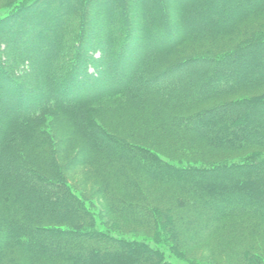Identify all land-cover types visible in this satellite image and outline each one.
<instances>
[{"label": "trees", "instance_id": "trees-1", "mask_svg": "<svg viewBox=\"0 0 264 264\" xmlns=\"http://www.w3.org/2000/svg\"><path fill=\"white\" fill-rule=\"evenodd\" d=\"M150 1L144 7L147 0H25L11 21L0 22V264H172L165 242L173 251L205 243L214 247L219 261L264 264V153L252 150L264 149V96L180 114L227 91L264 82V19L255 29L252 23L244 26L251 18H264V0H241L248 2L242 14L241 7L230 6L231 14L220 13L219 27L214 15L225 0H212L199 12L206 18L203 23L191 19V8L183 9L196 0H173L175 15L167 5L149 10L158 0ZM92 7L103 27L99 38L97 28L88 26ZM62 23L69 33L55 30ZM57 37L59 47H66L59 55ZM231 37L244 39L229 46L225 38ZM154 40L155 60L187 42L214 46L220 40L222 53L209 56V51L192 63L207 66L204 70L209 65L212 75L234 73L232 82L227 87L205 77L192 93L186 87L176 91L171 84L158 85L180 71L146 74L141 61ZM18 63L34 65L27 72L16 70ZM27 76L36 86L28 85ZM3 83L13 85L8 97ZM115 97L137 102L141 108L134 107L156 123L147 126L150 133L134 137L136 143L98 129L93 104ZM51 114L79 124L74 134L93 155L83 160L96 170L108 212L127 225L156 227V245L96 226L86 197L59 172L53 134L45 133V120L40 121ZM243 119L245 127L238 125ZM229 120L234 126L226 124ZM160 137L175 139V160L154 150L169 147ZM221 151L246 154L214 161L212 154ZM139 174L168 186L177 199L156 204L139 185ZM218 240L243 248L224 252L215 247Z\"/></svg>", "mask_w": 264, "mask_h": 264}, {"label": "rangeland", "instance_id": "rangeland-1", "mask_svg": "<svg viewBox=\"0 0 264 264\" xmlns=\"http://www.w3.org/2000/svg\"><path fill=\"white\" fill-rule=\"evenodd\" d=\"M220 1L221 0H214L215 3L216 2L221 3ZM225 1L226 2L218 4L216 8V12L214 11L215 13H217L216 15H214V17L216 21L218 20L216 22L218 24L217 25L218 27L221 24L219 22H222V19H220L221 18L220 13L225 12L226 14L228 13L231 14L232 11L228 9L230 6L231 8H234V9H237V7L238 8L241 7L240 14H242V12L245 11L244 9L248 8L247 1L244 2L241 0H237V2L235 3L234 2L232 3L231 1H228V0H225ZM24 2L25 0H0V22L11 21L12 18L17 14L15 12V9L17 8V6L22 5ZM211 2L212 0H196L194 4H188L186 5L187 7H183V9L191 8L190 15H189L191 19L200 21L199 23H203L206 18H204V16H201L199 12L203 11L206 7L211 6ZM8 4H9V7H8ZM175 4L176 3H174L173 0H158V1H155L154 3L152 2L150 6H148V8L149 10L158 9V11H160L162 10V7L167 5L166 10L170 11L172 15L173 14L175 15V12L177 10V8L175 7L176 6ZM134 5L137 8L138 5L136 4ZM92 9H93L92 11H95V14L91 15L92 13L91 11L90 19L88 20V26H91L92 29L97 28L96 31H94V35L99 38L101 34L99 33L100 29L102 30L103 27L102 25H99V22H98L100 21L99 13H97L98 11L96 10L95 7L94 8L92 7ZM70 13L66 15V18L63 21V23L68 22V20L70 19V16L72 15V11ZM188 13H189V10H188ZM114 15H115V10L112 9L111 16H114ZM157 18H155L154 20L153 18H151V21L153 20L155 22L157 21ZM262 19H264L263 16L262 18L260 17L251 18L245 23L244 26L246 27L248 24L252 23L255 26V27H252V29H255L259 27ZM110 20L114 21L113 18H111ZM62 24L55 30L57 32L69 33V32H66L65 25L64 24L62 25ZM241 35H239V37ZM148 36H151L150 33L148 34ZM241 39H244V37L236 39L237 44L238 42H240ZM225 41L228 42L229 46L235 45L236 43L234 40V37L225 38ZM151 42H152L151 43L152 46H151L150 51L147 53L148 56L146 57L144 56L141 61V64L143 63L145 65V69L147 70L146 74L152 76L153 74L156 73V71L159 72L165 68H170V69L175 68L179 70L180 72L185 73L184 76L179 77V78L178 76L180 72L177 73V75L175 76L171 75L170 77H168L169 79L167 78L166 80H162V82H160L159 84L157 83L158 85L160 84L170 85L171 84L173 87L176 88V91L182 89L183 87H186L185 88L186 91L189 90L192 93L194 89L193 87L197 88L201 86L202 81L204 80L205 77H210L212 79L214 78L216 83H222V84L227 83L228 84L232 82L230 80L233 77L234 73H224L222 75L219 72V73H215L216 75L215 74L212 75L211 74L212 70L209 69L210 67L209 65H208V70H204L207 66L203 67L202 65H199V64L195 65L194 63H192L195 58L198 59L200 56L206 55V52L210 51L211 54L209 53L210 54L209 56H212L213 54L218 55L222 53L220 51L221 49L219 48L220 45H222V44H219L220 40L218 41L215 40L214 46H212V43L205 46L203 42L202 43L187 42L183 45L181 44L180 47L176 49V51H174V53L170 55H166L163 58H159L158 60H155L154 59L155 57L152 56L158 50L157 47L153 45V43H158V42L155 40ZM59 45H60V37H57L56 48H55V51H56L55 54L57 55H59V53L62 50L66 49V47H62V46L59 47ZM33 65L34 64L22 65L18 63L15 66V69L16 70L24 69L25 71L29 72L31 70V67H33ZM191 74H193L192 77L189 76ZM30 76H27V78H29V81H30L28 82V85L34 86L35 81H33L30 78ZM11 85L12 84L3 83V91L5 93V97H8L10 94L9 88H11ZM224 86H227V85L224 84ZM227 87H229V84ZM12 94H15V93L12 92ZM261 96H264V82L253 88H238L234 91H227L226 93H223L222 95L217 96L215 99H212L206 103H203L199 107L197 106L194 109L191 108V110H181L180 114L192 115L196 112H199L202 110L204 111V110L213 108L214 106H217L220 104H223V105L229 104L230 106L232 105L235 106L236 104L245 102L246 99H249V100L250 99L252 100L255 98L258 99ZM17 99L19 98L17 97ZM17 99L15 100L13 99L14 102H16ZM137 104H138L137 102L136 103L133 102L131 104L130 100H127L121 97H115L113 99H105V100L96 102L93 105H94V109L96 110V115H97L96 120L98 122L97 124L101 126L98 129H100L101 131L105 133H109L118 139H122L126 142L136 143L137 141L134 137L142 136L146 133H150L149 132L150 129L148 128L149 127L148 125L152 126L153 124V122H151L150 119L148 120L149 115H146L145 112L134 107V106L139 107ZM14 107L12 109L15 110L16 106ZM58 117H61V118L59 119ZM42 120H45L44 121L45 133L50 132L53 134V137H54V141H53L54 144L52 145V150L54 151V154H56L55 157H57L58 164L60 166L59 172H62L66 175V178L69 184H71L74 187L75 191L79 195H84L86 197L87 206L93 208V212L96 217V226L98 228L108 230L116 235H122L124 237H131V238L133 237L134 239H138V240L142 239L145 241H150L152 245H156L157 244L156 232H155L156 227L152 228L151 226L142 227L138 225H129V224L127 225V224H124L122 220H117L115 217H113L110 214V212H108L107 208L104 205V200H103L100 184L96 178L97 177L96 176L97 174L95 173L96 170L94 167L86 166L85 165L86 163L83 160L85 155H89L90 157H92L93 155L90 154L91 152H89L87 145L78 136L74 134V133H77V134L79 133L80 131L79 124L78 123L71 124V122L67 118L65 119L64 116L54 115V114L45 116L40 121ZM227 123L229 124V126L230 124H232L231 126H234L231 120L226 122V124ZM238 125L243 127L244 119L238 120ZM237 127L238 126H236L235 128ZM202 128L203 129L206 128V125L203 124ZM160 140L163 143L165 142L169 147L162 148L160 146H157V148H155L154 150L157 153H159L162 158L166 160L167 159L175 160V156L171 154V152H173V149H174L173 142L175 141V139L171 137H166V138L160 137ZM139 144L145 145L144 143H139ZM159 145H162V144H159ZM54 148H56V150H54ZM252 150L254 151L256 150V151L264 153V149L262 148L261 149L254 148ZM245 154L246 153L244 152H235V153L226 152V151L225 152L223 151L214 152V154H212V159L217 162L237 160L239 158H242ZM88 158L89 157H87V159ZM54 172L56 173L57 171H54ZM138 177H139V185L143 187V189L145 190V192L148 194L149 197H152L155 200L156 204L173 202L175 199H177L174 196L175 194L173 195V193L168 188V186L162 185V184L158 185V184L149 182L143 176V174L142 175L139 174ZM29 182H32V181L29 179ZM22 197L25 200L24 197H26V195H23ZM165 199H167L168 201L166 202ZM159 225H160L159 227L162 228L163 226L162 221H160ZM191 229L192 227L189 228V232L191 231ZM221 242L222 241L218 240L217 243L215 244V247L221 249L224 252H226V250L229 251L230 248L235 249V251L236 250L238 251L243 248V246L228 247L226 244H224L223 242L221 243ZM263 247H264V243H263ZM164 249L166 250V259L169 260L172 264H234L231 260L226 262V261H219L217 258H214L213 257L214 254H212V250H214V247L208 246L205 243H201L200 245L197 244L196 247H192V248H185L183 245H179V247H177V249L173 251L172 248H170V245L165 242ZM231 253H234V251H231ZM32 263L36 264L35 261H32Z\"/></svg>", "mask_w": 264, "mask_h": 264}, {"label": "bare ground", "instance_id": "bare-ground-1", "mask_svg": "<svg viewBox=\"0 0 264 264\" xmlns=\"http://www.w3.org/2000/svg\"><path fill=\"white\" fill-rule=\"evenodd\" d=\"M149 2H151V1H150V0H147V2H146V3H144V5H143V6H144V7H146V6L148 5V3H149ZM52 50H53V48H52ZM50 51H51V50H50ZM49 53H50V52H49ZM49 53H48V55H49ZM50 54H51V53H50Z\"/></svg>", "mask_w": 264, "mask_h": 264}]
</instances>
